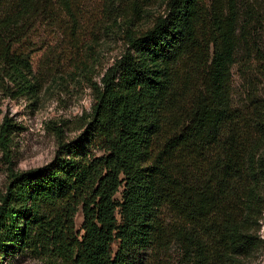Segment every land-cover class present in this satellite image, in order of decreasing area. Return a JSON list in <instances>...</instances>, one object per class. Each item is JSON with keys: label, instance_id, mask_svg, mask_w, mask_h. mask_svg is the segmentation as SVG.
I'll list each match as a JSON object with an SVG mask.
<instances>
[{"label": "trees", "instance_id": "obj_1", "mask_svg": "<svg viewBox=\"0 0 264 264\" xmlns=\"http://www.w3.org/2000/svg\"><path fill=\"white\" fill-rule=\"evenodd\" d=\"M243 14V0H0V75L32 95L47 78L79 75L93 100L78 136L65 141L55 126L50 163L8 168L3 254L146 264L175 245L188 264H237L263 247L264 96L245 112L232 105ZM107 26L125 50L96 83L90 38ZM40 27L56 38L45 48ZM13 128L5 117L7 157Z\"/></svg>", "mask_w": 264, "mask_h": 264}, {"label": "rangeland", "instance_id": "obj_2", "mask_svg": "<svg viewBox=\"0 0 264 264\" xmlns=\"http://www.w3.org/2000/svg\"><path fill=\"white\" fill-rule=\"evenodd\" d=\"M163 9V3L158 1L150 7L149 14H160ZM243 10H247L248 15L243 14L242 18L244 32L239 34L235 64L231 68V85L233 107L245 112L264 96L262 63L257 58L258 51L264 52V0H243ZM107 27H101L90 38L93 40L91 48L93 60L90 62L89 77L96 83L125 50V44L120 39V30ZM32 34L34 37L38 36L37 41L44 48L54 40L49 29L42 27ZM34 75L35 79H30L33 83L37 82L36 77H38L37 73ZM63 78V80L45 79L41 87L39 85L32 95L28 92L21 93L13 83L0 75V126L5 117L14 126L9 157L4 155L0 142V197L8 181V168L14 171L33 170L53 160L57 151L56 128H61L62 139L65 141L72 140L80 133L82 118L90 112L93 105L91 90L84 77L76 75L72 78L64 76ZM120 199V195H116V200L120 201ZM167 218L170 220V216ZM81 224L82 214L78 212L75 217L77 231L80 230ZM258 236L264 237L263 224ZM117 246V243L112 245L113 253L116 252ZM144 262L188 264L182 250L175 245L162 253L147 252ZM0 264H42V262L30 253L7 251L3 254L2 245ZM237 264H264V246L250 256L241 258Z\"/></svg>", "mask_w": 264, "mask_h": 264}]
</instances>
